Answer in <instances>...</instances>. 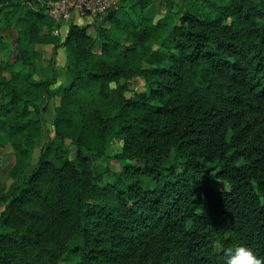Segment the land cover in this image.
Wrapping results in <instances>:
<instances>
[{"label": "trees", "instance_id": "1", "mask_svg": "<svg viewBox=\"0 0 264 264\" xmlns=\"http://www.w3.org/2000/svg\"><path fill=\"white\" fill-rule=\"evenodd\" d=\"M40 1L0 0V20L20 28L0 54L30 65L31 45L66 52L54 92L56 73L0 65L12 70L0 74V140L15 155L0 264H224L237 245L264 257V0H191L156 22L147 10L172 0H121L70 21L63 41L45 15L58 0ZM113 159L118 171L101 163Z\"/></svg>", "mask_w": 264, "mask_h": 264}, {"label": "rangeland", "instance_id": "2", "mask_svg": "<svg viewBox=\"0 0 264 264\" xmlns=\"http://www.w3.org/2000/svg\"><path fill=\"white\" fill-rule=\"evenodd\" d=\"M14 1L27 4L31 0H14ZM126 3H129V0L126 1ZM119 4L121 5V0H119ZM39 6L43 7L42 1L39 2ZM190 6H191V0H189L188 2H184L182 0H172V6H171L172 12H171L167 10L169 8L168 4L156 1L147 10V13H148V16H150L156 22L159 19L170 15L171 13L183 12L187 10ZM45 15H48V14L46 13ZM51 21L54 22V30L53 29L51 30L52 31L51 35L58 37L61 41H63L66 35L65 36L63 34L61 35L60 33L61 30L59 26L61 23H66V22L55 21L53 19H51ZM93 22L94 21L92 20L91 23ZM42 29L44 32L49 31L48 27L46 26L42 27ZM19 32H20V28L15 25L14 21L9 26H6L5 23H3L0 20V37L2 38V43L10 46L11 48H14L16 46V41H17ZM57 50H54V47L52 45H45V46L37 45V44L31 45L29 48V51L35 52L37 55L33 56L32 60L30 61L31 62L30 65H21L19 61L15 60L16 58L13 52H10V53L4 52L0 54V65L3 62H7L11 64L18 62L17 64H15L17 65V67L14 70L19 72L22 76L26 74H30L32 80L38 79L37 76L39 74L46 77L47 79H50L56 73L57 75H56L55 83L51 86V89L53 90L52 92H54L57 88L63 87L66 84V82L64 85L59 84V81L61 82V80H66V73H65L66 65H64L63 67H61L60 70H58L59 65H58ZM34 69H36L37 74L35 73ZM9 71L11 72L12 70H9ZM10 72L8 73V72L0 71V74L6 77H9ZM132 88L138 91H142L143 84L141 81H139L135 85H133ZM58 104H59V98L57 96L46 98L42 102V105L45 107V112L43 114V121L48 131V136L50 138L54 136L52 124L54 120V108L58 106ZM43 143H44V139L38 142L37 147L34 149L33 159H35L39 155L40 148L43 145ZM111 152L118 153L119 152L118 146L113 145L111 147ZM14 163H15V155H14L13 148L10 146L9 142L0 140V189H2L3 191H7V189L9 188L11 184V179L9 177V171L14 165ZM101 163L105 165L108 164V166H110L111 169L115 171H118L121 165L120 163L116 162L114 159L109 162L102 161Z\"/></svg>", "mask_w": 264, "mask_h": 264}, {"label": "built area", "instance_id": "3", "mask_svg": "<svg viewBox=\"0 0 264 264\" xmlns=\"http://www.w3.org/2000/svg\"><path fill=\"white\" fill-rule=\"evenodd\" d=\"M118 4L119 0H58L46 4V13L51 19L66 23L74 18H90L95 21Z\"/></svg>", "mask_w": 264, "mask_h": 264}, {"label": "clouds", "instance_id": "4", "mask_svg": "<svg viewBox=\"0 0 264 264\" xmlns=\"http://www.w3.org/2000/svg\"><path fill=\"white\" fill-rule=\"evenodd\" d=\"M224 264H264V257H258L247 246L237 245L227 249Z\"/></svg>", "mask_w": 264, "mask_h": 264}, {"label": "crops", "instance_id": "5", "mask_svg": "<svg viewBox=\"0 0 264 264\" xmlns=\"http://www.w3.org/2000/svg\"><path fill=\"white\" fill-rule=\"evenodd\" d=\"M92 19L90 18H74L73 22L77 25H85V24H91ZM68 27H69V23H61L59 28L61 30V35L63 34L64 36L67 34L68 32ZM57 57H58V70L61 69V67H63L66 64V52L63 48H59L57 50ZM66 80H61V82L59 81V84H65Z\"/></svg>", "mask_w": 264, "mask_h": 264}]
</instances>
